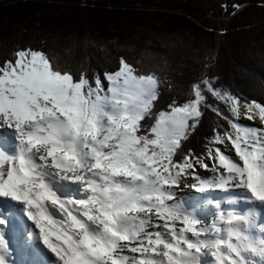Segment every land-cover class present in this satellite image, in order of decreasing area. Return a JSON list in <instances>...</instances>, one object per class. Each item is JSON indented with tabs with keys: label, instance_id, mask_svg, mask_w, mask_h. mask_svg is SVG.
Returning a JSON list of instances; mask_svg holds the SVG:
<instances>
[{
	"label": "snow or ice",
	"instance_id": "obj_1",
	"mask_svg": "<svg viewBox=\"0 0 264 264\" xmlns=\"http://www.w3.org/2000/svg\"><path fill=\"white\" fill-rule=\"evenodd\" d=\"M165 79L124 56L93 77L31 47L0 62V264H14L9 234L29 264H264V102L242 112L204 76L145 130ZM206 108L228 129L201 158L183 143ZM189 178L199 195L178 198Z\"/></svg>",
	"mask_w": 264,
	"mask_h": 264
},
{
	"label": "trees",
	"instance_id": "obj_2",
	"mask_svg": "<svg viewBox=\"0 0 264 264\" xmlns=\"http://www.w3.org/2000/svg\"><path fill=\"white\" fill-rule=\"evenodd\" d=\"M234 4L243 7L235 11ZM27 47L77 76L115 71L124 56L141 71L167 77L152 115L141 122L145 130L173 99L186 101L191 84L204 76L241 102H264L261 0H0V62ZM255 77L257 84L247 82ZM208 102L230 115L223 101L209 94ZM214 129L228 126L206 108L184 152L206 157Z\"/></svg>",
	"mask_w": 264,
	"mask_h": 264
},
{
	"label": "rangeland",
	"instance_id": "obj_3",
	"mask_svg": "<svg viewBox=\"0 0 264 264\" xmlns=\"http://www.w3.org/2000/svg\"><path fill=\"white\" fill-rule=\"evenodd\" d=\"M263 66H264V64H261V67H263ZM256 67H257V64H256ZM237 73H238L237 75L240 77H249L248 71L246 73V72H241V70H238ZM255 79H257V77L252 78V79L249 78V80H247V82L251 83V84H253V83L257 84V81ZM243 103L244 102H241V111L242 112H243ZM224 105H226V104L224 103ZM240 123L245 124V125H250V126H257V127L260 126V121L258 119L256 121H248V120L243 119V117H241ZM227 154H231V153H227ZM203 158H205V157H203ZM208 163L211 165V161H208ZM196 175H198L201 179H212L214 176V173L210 169L206 170L202 167H198V168H196ZM193 183H196V181L194 179H191V178L182 181L179 188L176 189V191L179 194L178 198L183 197V198L187 199L190 195L191 196H198L199 194L195 193L191 188H189L187 186V185H190Z\"/></svg>",
	"mask_w": 264,
	"mask_h": 264
},
{
	"label": "bare ground",
	"instance_id": "obj_4",
	"mask_svg": "<svg viewBox=\"0 0 264 264\" xmlns=\"http://www.w3.org/2000/svg\"><path fill=\"white\" fill-rule=\"evenodd\" d=\"M20 256H22V254Z\"/></svg>",
	"mask_w": 264,
	"mask_h": 264
}]
</instances>
